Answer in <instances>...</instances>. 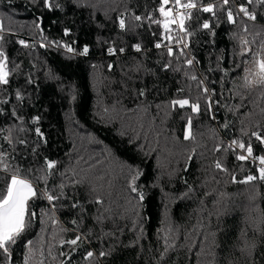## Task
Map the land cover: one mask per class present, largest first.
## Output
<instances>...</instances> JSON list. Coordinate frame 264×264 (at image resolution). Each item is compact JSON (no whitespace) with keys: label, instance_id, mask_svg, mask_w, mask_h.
I'll list each match as a JSON object with an SVG mask.
<instances>
[{"label":"trees","instance_id":"obj_1","mask_svg":"<svg viewBox=\"0 0 264 264\" xmlns=\"http://www.w3.org/2000/svg\"><path fill=\"white\" fill-rule=\"evenodd\" d=\"M195 2L187 36L176 25L166 32L151 22L163 20L162 0H54L51 9L43 0H0V48L11 72L0 84V152L9 165L0 167V191L17 169L30 171L37 189L29 202L36 216L11 246V264H24L29 240L32 264H264V181L243 183L259 167L230 147L242 140L253 156L264 155V143L252 136H264V98L244 82L253 53L264 54V5ZM209 3L215 16L202 11ZM241 4L255 20L237 14ZM164 7L176 12L174 0ZM229 8L235 23L227 20ZM205 20L215 35L202 27ZM176 37L188 44L179 60ZM242 38L251 49L243 55ZM192 75L215 90L210 109ZM197 96L199 113L171 105ZM46 159L57 162L47 184L35 179L47 174ZM61 183L63 195L49 202L45 190L59 195ZM77 235V245L60 243ZM6 259L0 252V264Z\"/></svg>","mask_w":264,"mask_h":264},{"label":"snow or ice","instance_id":"obj_2","mask_svg":"<svg viewBox=\"0 0 264 264\" xmlns=\"http://www.w3.org/2000/svg\"><path fill=\"white\" fill-rule=\"evenodd\" d=\"M33 3H39L40 0H32ZM254 0H247L248 4L253 3ZM44 6L48 9H51L53 7L54 0H43ZM255 3L259 5H264V0H255ZM169 4V0H162V4L159 7V13L163 17V20H152V23L162 24L163 29L166 32L171 31V26L176 25L179 29V31L185 33L187 36H191L192 33L188 31V29L185 27V21L190 19L192 16L191 10L197 8V3L195 0H187V3H182V0H174V6H176V12L173 13L172 8L165 9V5ZM229 4V0H222V3L219 5L221 9L224 8V6ZM56 7H59L60 5L56 4ZM216 5L214 4H207L206 6L202 7V11L205 13H211L213 16L216 15L215 9ZM182 9H187L188 11H183ZM243 13L244 16L248 17L250 20L256 19V13L250 12L248 7L244 4H241L238 8V13ZM227 20L231 23H235L234 14L231 8H229L226 12ZM134 19L136 21H140L142 19L141 16H135ZM149 19H151L149 17ZM39 27V25H37ZM119 27L121 29H124L126 27L125 19L123 16H121L119 20ZM202 27L204 29H209L212 31V35H215L214 30H211L209 21L205 20L203 22ZM4 30L3 21L0 20V32ZM245 31H247V28L245 27ZM68 34V31L65 30V35ZM165 39H173L171 36L165 37ZM176 43L178 45L182 44L183 47L179 49V55L177 56V59L179 60L182 57L186 56L185 48L188 47V44L181 38L176 37L174 38ZM0 40H3V36L0 35ZM19 43L21 45L27 46L26 42L24 40H20ZM247 39H241V55L250 52L251 49L247 47L248 45ZM64 48H66L69 52H74L75 49L70 47L67 44L63 45ZM135 49L137 51L141 50V45L136 44ZM157 48L161 47V44H156ZM167 47V53L169 56L175 55L173 48L171 46ZM116 49L110 48L109 53H114ZM121 52L124 51L123 48L120 49ZM262 52H264V46H262ZM88 53V47L85 46L83 49L82 54ZM195 58H187L185 59V63L188 66H192L194 63ZM18 67V66H17ZM171 67V63H168L165 65V68ZM176 70H179V67H177ZM225 74H227V71L225 70ZM11 75V72L9 70V61L8 57L3 51L2 48H0V84H8L9 83V77ZM187 75V73H185ZM192 80H198L197 76L192 75L190 77ZM244 82L245 87L248 88H259L261 98H264V54L261 53H253V68L245 69V76H244ZM197 86L201 88L202 94H204L205 98V104H206V110L210 109L212 107V96L215 94V90H210L205 85V80L200 79L198 80ZM182 91V89H181ZM143 94V93H141ZM17 97L21 98V94L17 92ZM215 103H219V101H216ZM171 105L173 107L179 106L180 108H184L185 106H190L193 113H199L200 112V96H197L195 98V102L190 103V100L188 98L185 99H174L171 101ZM39 117H35L34 121H38ZM187 125L188 130L187 134L185 136V139L191 138V126H192V118L189 116L187 118ZM223 127L227 128V123L223 125ZM36 133L40 136L43 135L41 133V130L39 128H36ZM252 136L256 137L258 141L261 143H264V136H261L259 132H253ZM10 139V137H9ZM21 143H24L21 141ZM235 147L238 149L244 150L246 155H238L236 158L240 161L248 160L249 158H253L254 160H258L260 163L259 167V175H248L243 183H248L251 181H255L257 179L264 181V155H258L253 157V147L251 143H248L245 145V143L242 140H233L230 143V147ZM5 153L0 152V167L3 168L4 171H8L9 165L5 163ZM57 162L54 160H48L46 159L45 165L47 169V174L36 177L37 180H43L45 184H47L48 177L52 174V170L56 167ZM216 168L221 169L223 168V165L220 161L216 162ZM224 171H227L226 168H223ZM30 171L27 174H22L19 169H17L16 173L11 175L10 179L8 180L6 187L0 191V252L4 253L6 256V264H11V252L10 248L12 245L16 244L17 241L23 236V234L26 232V230L31 226L32 218L36 216V213L34 211L30 210L29 202L33 200L37 196V189L34 187L33 180L29 179ZM63 175V174H61ZM140 175L139 172H137L136 176H133L132 178V191H137L135 187V180ZM60 193L59 195H54L52 192H48L45 190L44 196L49 201H56L60 199V197L63 195V188L64 184H60L59 186ZM141 200L144 199L143 194H140L139 197ZM75 223V221H73ZM261 223L264 224V218L261 219ZM82 239L81 236L77 235L75 239L64 241L61 240L60 243H68L70 245H77L78 241ZM28 245V255L24 258V264H32L33 258L35 256L36 250L33 249L32 245L33 242L31 240L27 241ZM170 247V245H169ZM251 248H255V244L250 245ZM167 251V248L165 249ZM101 255H104V253H101ZM40 256L43 257V251H40ZM93 256V252L89 251L87 253V257L90 258ZM38 264H44L43 259L41 258L38 261Z\"/></svg>","mask_w":264,"mask_h":264},{"label":"built area","instance_id":"obj_3","mask_svg":"<svg viewBox=\"0 0 264 264\" xmlns=\"http://www.w3.org/2000/svg\"><path fill=\"white\" fill-rule=\"evenodd\" d=\"M182 10L183 11H188L187 9H182ZM174 14H175V12H174ZM253 157H255V156H253ZM251 160H252V162L256 163L258 167H260V163H259L258 160H254L253 158H251Z\"/></svg>","mask_w":264,"mask_h":264}]
</instances>
